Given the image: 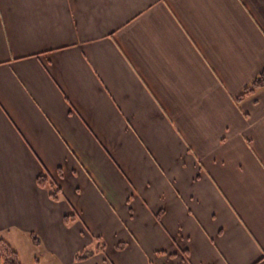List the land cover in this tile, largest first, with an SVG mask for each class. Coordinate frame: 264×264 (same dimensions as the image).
I'll return each instance as SVG.
<instances>
[{
	"label": "crops",
	"instance_id": "crops-1",
	"mask_svg": "<svg viewBox=\"0 0 264 264\" xmlns=\"http://www.w3.org/2000/svg\"><path fill=\"white\" fill-rule=\"evenodd\" d=\"M263 69L264 0H0V241L264 264Z\"/></svg>",
	"mask_w": 264,
	"mask_h": 264
},
{
	"label": "trees",
	"instance_id": "trees-1",
	"mask_svg": "<svg viewBox=\"0 0 264 264\" xmlns=\"http://www.w3.org/2000/svg\"><path fill=\"white\" fill-rule=\"evenodd\" d=\"M264 89V69L251 81V83L245 87L242 92L236 97V101H242L247 97L256 94L258 91ZM36 184L39 188L46 190L50 200L58 202L61 197L60 189L48 178L45 173H42L37 179ZM75 221V217L69 216L64 219V224L66 226L71 225ZM34 245L38 246L39 240L35 236L31 237ZM97 245L91 249H85L78 252L75 256V261H83L94 255L99 250L104 249V245L98 240H95ZM100 244V248L98 247ZM118 249H122V246H118ZM0 263L1 264H20L18 260L17 253L13 251L10 246L0 241Z\"/></svg>",
	"mask_w": 264,
	"mask_h": 264
},
{
	"label": "rangeland",
	"instance_id": "rangeland-1",
	"mask_svg": "<svg viewBox=\"0 0 264 264\" xmlns=\"http://www.w3.org/2000/svg\"><path fill=\"white\" fill-rule=\"evenodd\" d=\"M24 252H26V251H24ZM24 252L22 251V249H20V263H22V264H27V263H26V257H25V255H24ZM33 252H35V253L33 254V253L31 252V254L35 255V256L37 257L38 260H41V261L44 260L42 254H41V252H40L39 250H37V249H33Z\"/></svg>",
	"mask_w": 264,
	"mask_h": 264
}]
</instances>
